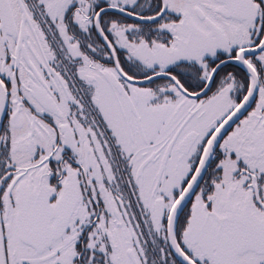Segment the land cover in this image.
<instances>
[{
  "label": "snow or ice",
  "instance_id": "obj_1",
  "mask_svg": "<svg viewBox=\"0 0 264 264\" xmlns=\"http://www.w3.org/2000/svg\"><path fill=\"white\" fill-rule=\"evenodd\" d=\"M0 264H264V0H0Z\"/></svg>",
  "mask_w": 264,
  "mask_h": 264
}]
</instances>
